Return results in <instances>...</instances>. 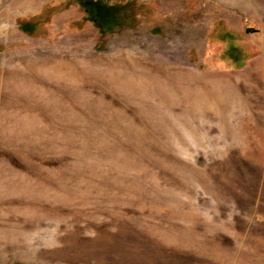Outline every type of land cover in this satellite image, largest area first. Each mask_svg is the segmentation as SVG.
Returning a JSON list of instances; mask_svg holds the SVG:
<instances>
[{"label": "rangeland", "instance_id": "374dc122", "mask_svg": "<svg viewBox=\"0 0 264 264\" xmlns=\"http://www.w3.org/2000/svg\"><path fill=\"white\" fill-rule=\"evenodd\" d=\"M0 264H264V0H0Z\"/></svg>", "mask_w": 264, "mask_h": 264}, {"label": "bare ground", "instance_id": "6f19581e", "mask_svg": "<svg viewBox=\"0 0 264 264\" xmlns=\"http://www.w3.org/2000/svg\"><path fill=\"white\" fill-rule=\"evenodd\" d=\"M60 70H61L60 66L59 67H56V68L54 67L52 69H49V71L47 70L46 71L47 73L45 75L46 76H47V74L50 75V76L52 75V78L53 79H56V77H58L59 74H60Z\"/></svg>", "mask_w": 264, "mask_h": 264}]
</instances>
